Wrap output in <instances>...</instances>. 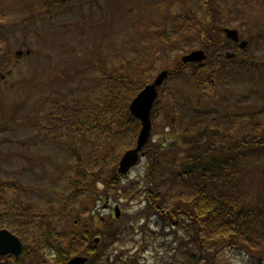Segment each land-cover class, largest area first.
<instances>
[{"label":"rangeland","instance_id":"1","mask_svg":"<svg viewBox=\"0 0 264 264\" xmlns=\"http://www.w3.org/2000/svg\"><path fill=\"white\" fill-rule=\"evenodd\" d=\"M1 1L3 10H13L9 2L15 0ZM84 1L79 4L75 2L70 7L58 2L61 3L59 7L57 3L44 8V3L49 5L46 1L16 0L12 20L0 18V119L6 118L0 120V181L15 183L16 204L33 205L40 212L51 208L50 205L57 206L63 200L67 203L68 212L77 215L81 221L85 215L82 211L87 208L85 223H93L89 217L92 214L98 229L103 227L99 222L101 219L116 218L113 208L117 205L121 222L128 223L129 228L123 238L125 245L118 249L124 254L140 251L142 257L152 264L154 248L158 247L160 240L146 231L154 230L151 227L156 228L155 218L148 219L149 226L145 225L143 230L137 231V225L143 220L139 219L138 223H132V220L143 202L138 201L137 196L135 199H125L121 197V191L113 192L115 186L127 185V179L139 178L142 183L144 181V156L125 175L118 174L114 168L124 150L134 146L139 121L131 116L136 128L133 138L130 134H120L116 145L118 157L114 165L109 164V150L105 154L103 150L99 153L101 156L95 157L96 168L114 183L98 181L93 188L91 185L85 187L80 177L93 180L97 177V171L88 176L81 170L76 171L73 162L84 150L94 148L96 136L90 131L91 128L84 130L83 136L77 135L75 138L71 134L65 135L62 130H56V134L49 133L47 124L52 111L51 101H78L94 109L95 101L102 97L99 95L103 89L99 70L105 67L111 71L121 63L129 65L138 56L140 62L143 60L140 65L142 71L136 78L139 85L133 80L127 90L128 110L130 101L145 82L151 81L161 70L173 69L180 62L182 54L199 48L201 44V40L195 37L181 40L179 45H170L167 41L164 44L166 50L158 51L156 47L161 44L156 42L153 29L163 25L175 37L179 31L174 18L170 19L171 15L187 11L201 14L210 5L208 0ZM217 3L223 27L236 28L243 39L252 40L250 47L244 48V54L255 62H246L240 56L242 49L233 46L228 50L239 55L234 61L227 62L228 66L221 71L228 73V84L222 88L227 93L226 99L222 102L227 104L232 118L224 119L218 114L215 121L223 132H237L240 136L242 132L252 130L250 126L242 127L244 121L249 119L250 113L257 115L264 104V62H261V59L264 61V0H217ZM5 16L11 17V14L5 12ZM189 24L190 21L180 31L185 32ZM27 49L30 50L28 54L25 52ZM16 50H22V54L15 55ZM147 52L150 53L149 58L145 57ZM213 58L201 66L209 73L208 82L215 78L214 74L210 75L218 63ZM192 66L183 65V74L174 73L166 77L163 82L166 92L158 89L157 101L150 114L153 131L150 144L159 140L170 142L177 132L193 128L195 120H198L190 110L169 107L172 104L171 92L179 94L190 88L195 92L190 93V97L193 100L198 97V83L185 86L188 73L194 70ZM212 87L209 88L211 93L217 90L218 85ZM233 104L238 108H234ZM95 109L99 113L100 108ZM222 114L226 112L222 110ZM233 118H237V121L231 122ZM89 124L97 126L94 120ZM246 161L253 168L255 179L264 173V151L258 156H248ZM250 183L251 190L252 174ZM74 186L79 187L76 192L80 194L78 198L73 194ZM41 225L35 229L39 230ZM52 226L72 229L69 221L57 217H54ZM132 226L134 229H131ZM50 264H54V261ZM216 264H249V257L243 251L225 249L216 257Z\"/></svg>","mask_w":264,"mask_h":264},{"label":"trees","instance_id":"2","mask_svg":"<svg viewBox=\"0 0 264 264\" xmlns=\"http://www.w3.org/2000/svg\"><path fill=\"white\" fill-rule=\"evenodd\" d=\"M44 1L49 5L46 6ZM58 2L62 3L61 0H42L41 3L47 8ZM75 2L85 1L73 0L69 3ZM208 2L210 7H206L201 14L187 11L171 15L170 19L174 18L179 31L176 29L178 33L175 37L163 25L153 29L156 42L161 44L156 47L158 51L166 50L164 44L167 41L170 45H179V41L195 37L201 40L200 48L207 52L205 61L211 62L214 57L213 61L218 62L212 70L215 78L209 82V73L201 67L202 64H192L194 70L188 73L185 86L198 83L195 100L190 97V93L195 92L188 87L189 90L184 89L179 94L171 92L174 103L171 101L169 107L190 110L198 120H195L193 128L177 132L170 142L159 140L150 144L152 141H148L144 147L146 173L143 183L139 178H131L127 179V185L115 186L113 190L121 191V197L125 199L137 196L138 201L143 202V205L139 203L140 208L132 220V223L143 220L137 225V231L143 230L145 225L149 226L148 219L155 218L156 228L146 231L160 240L158 247L154 248L152 264H216V257L225 249L245 252L249 264H264V173L255 179L253 168L246 161L248 156H258L264 151V104L257 115L250 113L249 119L244 121L242 127L250 126L252 130L242 132L240 136L237 132H223L215 121L218 114L224 119L232 118L227 104L222 102L226 99L227 93L222 88L228 84V73L221 71L239 54L232 58L222 55L225 49L231 48V44L222 30L224 22L218 14L217 0ZM189 21L185 32L180 31ZM247 41L250 47L251 38ZM240 51L246 62H255L246 57L244 49ZM149 55L147 52L145 57L149 58ZM142 61L136 56L129 65L121 63L111 71L105 67L99 70L103 85L99 95L102 97L94 103L95 108H100L99 113L78 101H51L52 111L47 124L49 133L56 134V130H62L65 135L71 134L75 138L83 136V131L91 128L96 136L94 148H87L73 162L76 171L81 170L88 176L97 171L93 180L78 176L85 187L91 185L93 188L98 181L114 183L96 168L95 157L101 156L99 153L103 150L104 154L109 150L111 159L108 161L114 165L120 134H130L132 138L136 134L132 115L127 110L126 93L133 80L139 85L136 78L142 71ZM261 62L264 61L261 59ZM182 68L179 62L169 75L183 74L185 68ZM215 84L218 88L211 93L209 88ZM164 87L162 84L159 88L162 93L166 92ZM233 107L238 108L235 104ZM222 110L226 114H222ZM203 112L206 114L203 115ZM92 120L97 122V126H90ZM236 121L237 118L231 120ZM61 125H64L63 128L58 127ZM224 135L228 137L223 138ZM92 149L94 152L90 153ZM76 171H73L75 175ZM251 174L253 187L250 190ZM9 181H0V226L16 233L23 242V249L18 259L10 255L0 256V264H50L51 261L60 264L75 254L86 255L88 260L85 264H150L140 251L124 254L118 249L125 245L123 238L129 229L128 223L121 222V217L101 219L99 222L103 227L98 229L92 214L89 217L93 223H85L87 208L82 211L84 220L80 221L77 215L68 212L67 203L63 200L57 206L50 205L51 208L40 212L33 205L16 204L15 183ZM78 191L79 187L74 186L76 198L80 195L76 193ZM54 217L69 221L72 229L52 226ZM39 225L40 229H35ZM95 234L100 236L98 244L92 242Z\"/></svg>","mask_w":264,"mask_h":264},{"label":"water","instance_id":"3","mask_svg":"<svg viewBox=\"0 0 264 264\" xmlns=\"http://www.w3.org/2000/svg\"><path fill=\"white\" fill-rule=\"evenodd\" d=\"M225 35L233 42H238L240 48L246 46L247 41L240 39L238 32L235 28H224ZM20 54V51L16 52ZM227 57L233 56V52H226ZM206 58V53L203 49H193L181 56V61L185 62H201ZM167 70H161L154 80L146 84L132 99L129 104L130 112L141 121V128L137 135L136 144L133 148L127 149L118 161L117 171L120 174H124L128 169L137 162L139 157V151L144 143L147 141L150 129L151 121L149 118L150 110L153 105L154 99L157 95V86H159L164 78L167 76ZM116 215H118V209L115 208ZM97 240V238H95ZM22 250V243L19 238L5 228L0 229V255L11 253L15 257H18ZM87 257L82 255H75L68 259L64 264H84Z\"/></svg>","mask_w":264,"mask_h":264},{"label":"flooded vegetation","instance_id":"4","mask_svg":"<svg viewBox=\"0 0 264 264\" xmlns=\"http://www.w3.org/2000/svg\"><path fill=\"white\" fill-rule=\"evenodd\" d=\"M9 4L12 6L13 9L15 8V6L12 4V2H9ZM12 11H10V10H3V4H2V1L0 0V15L5 16V12H8V13L11 14Z\"/></svg>","mask_w":264,"mask_h":264}]
</instances>
